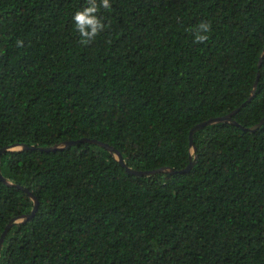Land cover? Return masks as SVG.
Instances as JSON below:
<instances>
[{"label": "trees", "instance_id": "16d2710c", "mask_svg": "<svg viewBox=\"0 0 264 264\" xmlns=\"http://www.w3.org/2000/svg\"><path fill=\"white\" fill-rule=\"evenodd\" d=\"M110 3L0 0V264H264V0Z\"/></svg>", "mask_w": 264, "mask_h": 264}, {"label": "clouds", "instance_id": "9594fccd", "mask_svg": "<svg viewBox=\"0 0 264 264\" xmlns=\"http://www.w3.org/2000/svg\"><path fill=\"white\" fill-rule=\"evenodd\" d=\"M88 6L77 11L72 17L76 31L79 33L81 45L87 46L110 25H106L97 13L101 8H111L110 0H87ZM212 24L210 21H201L195 28L194 43H205L210 38ZM16 46L23 47V41L17 40Z\"/></svg>", "mask_w": 264, "mask_h": 264}, {"label": "water", "instance_id": "95a60500", "mask_svg": "<svg viewBox=\"0 0 264 264\" xmlns=\"http://www.w3.org/2000/svg\"><path fill=\"white\" fill-rule=\"evenodd\" d=\"M255 86L256 85L254 84V87ZM231 117H232L231 114H229V115L224 116V117H219V118L207 120V121L202 122V123L196 125L195 127H193V129L189 133V144H190V147L194 150L193 143H192V135L194 134L195 131H197L199 129H202V128L206 127V126H209V125H212V124H216V123H231V124H235L232 121ZM263 121H264V118L261 120V122L258 125H256L253 128H250L248 130H250V131L256 130L257 128H259V126L262 124ZM81 142H88V143L97 144L98 146L105 148L109 152H115V154L117 155L116 157L118 158L119 163L124 166V163H123V160L121 158V155L117 151H115L112 147H110L109 145L97 142L96 140H90V139H83V140H81ZM75 143H77V142L71 141V142H66L64 145L65 146H70V145L75 144ZM21 148L22 149H28L27 146H22ZM29 149H33V148H29ZM54 149H56V148H47L45 150L46 151H52ZM41 150H44V149H41ZM4 151H5V149L1 150L0 153H2ZM193 165H194V162L192 161L189 166H187L184 170H182L180 172L183 173V172L188 171ZM126 171L128 172V174L133 175V176H147V175H150V174H156V173L164 172L163 169L154 170V171H137V170H132V169H128V168H126ZM170 172L173 173L174 171L172 170ZM0 180L3 181V182H6L5 179L1 176V174H0ZM29 194H30V197L34 201V208H33V210H32L30 215L24 216L23 218H19V219H23V220L30 219L33 216V214L36 211V209H37V201H36V199L34 197H32L31 193H29ZM17 220L18 219L12 220V222L9 223V225L5 228L4 232L2 233V235L0 237V248L2 246L3 239H4L5 235L7 234L9 228L11 227L12 223L16 222Z\"/></svg>", "mask_w": 264, "mask_h": 264}]
</instances>
